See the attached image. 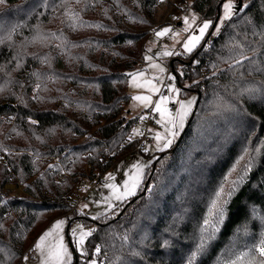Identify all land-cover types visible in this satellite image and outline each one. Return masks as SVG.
I'll list each match as a JSON object with an SVG mask.
<instances>
[{"label": "trees", "instance_id": "trees-1", "mask_svg": "<svg viewBox=\"0 0 264 264\" xmlns=\"http://www.w3.org/2000/svg\"><path fill=\"white\" fill-rule=\"evenodd\" d=\"M224 1L192 3L209 29L191 64H170L197 95L179 144L92 219L71 195L88 165L140 152L127 83L160 0H0V264H24L59 216L91 228L101 264H264V0H236L213 37ZM19 183L25 195L6 191Z\"/></svg>", "mask_w": 264, "mask_h": 264}, {"label": "rangeland", "instance_id": "rangeland-1", "mask_svg": "<svg viewBox=\"0 0 264 264\" xmlns=\"http://www.w3.org/2000/svg\"><path fill=\"white\" fill-rule=\"evenodd\" d=\"M193 1L168 0L166 9H158L147 43L145 63L140 70L130 75L127 83L131 100L125 108L124 115L134 117L147 108H154L157 114L160 128L153 131V143L148 146L150 151L148 154L152 157H157L161 151L168 150L179 142L187 118L195 108L196 93L183 94L182 88H187L189 83H184L181 87L170 68L172 55L191 54L209 29L210 22L192 9ZM235 2L236 0L223 2L220 19L212 33L213 37L220 33L225 22L233 16ZM161 5L162 0L158 7ZM172 63L178 64L179 70L184 68L182 64L187 66L186 62L179 60ZM166 79L171 81L168 84V94L160 97ZM146 155L136 151L130 156L121 157L107 171L104 186L89 190L88 202L80 207L86 211V216L95 219L137 193L146 169L152 161ZM57 160L58 158L51 159L49 163H56ZM20 185L22 184H13L12 188H18ZM19 188L24 189V186ZM91 233V228L82 221H72L70 225L66 216L56 217L45 227L34 244L36 260L25 261L24 264H71L76 255L85 264H101L97 260L96 252L90 255L87 247Z\"/></svg>", "mask_w": 264, "mask_h": 264}, {"label": "built area", "instance_id": "built-area-1", "mask_svg": "<svg viewBox=\"0 0 264 264\" xmlns=\"http://www.w3.org/2000/svg\"><path fill=\"white\" fill-rule=\"evenodd\" d=\"M161 1V0H160ZM217 1V0H215ZM173 62L174 60H179L180 62H186V64H191L192 61L189 59L187 55H172ZM171 83L170 80H165L162 89L160 91L159 96L164 97L168 94V84ZM14 119L8 118L7 123L13 124ZM160 128V124L157 121V114L155 113L154 108H147L144 112H142L136 121L134 122L133 128L128 136V140L138 141L139 149L142 153L148 154L150 151L148 146L153 143V131ZM0 158H4L3 155ZM103 162L108 161V156L102 157ZM58 161V160H57ZM107 173V172H106ZM100 173L98 167H92L88 165L85 175L79 177V180L75 186L74 192L71 195V204H72V212L76 213H85L84 209H80L84 204L88 202L89 199V190L93 188H101L105 184V174ZM64 174H62V178ZM22 184V183H19ZM13 184H8L6 186V191L10 192L12 196H23L25 195L24 189H20L19 187H23L20 185L18 188H12ZM23 195H21V192ZM23 258L25 261L32 262L36 260V247L33 245L24 253Z\"/></svg>", "mask_w": 264, "mask_h": 264}, {"label": "crops", "instance_id": "crops-1", "mask_svg": "<svg viewBox=\"0 0 264 264\" xmlns=\"http://www.w3.org/2000/svg\"><path fill=\"white\" fill-rule=\"evenodd\" d=\"M167 1H168V0H162V5L159 7V9H160V8H162V9L165 8V9H166ZM194 1H195V0H194ZM194 1H193V2H194ZM163 15H164V12L162 13V16H163ZM200 15H201V14H200ZM201 16H202V15H201ZM164 23H165V21H164ZM162 25H163V24H162ZM160 26H161V25H160ZM139 115H140V114H138V115H136V116H139ZM128 117L131 118V116H128ZM134 117H135V116H134Z\"/></svg>", "mask_w": 264, "mask_h": 264}, {"label": "water", "instance_id": "water-1", "mask_svg": "<svg viewBox=\"0 0 264 264\" xmlns=\"http://www.w3.org/2000/svg\"><path fill=\"white\" fill-rule=\"evenodd\" d=\"M240 5H241V3H239ZM183 137V135L181 136V138ZM177 144H179V142L177 143Z\"/></svg>", "mask_w": 264, "mask_h": 264}]
</instances>
